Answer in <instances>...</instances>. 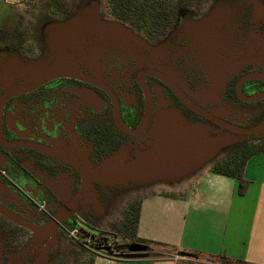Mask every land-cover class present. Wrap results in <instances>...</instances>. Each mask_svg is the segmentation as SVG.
<instances>
[{"label": "flooded vegetation", "instance_id": "obj_1", "mask_svg": "<svg viewBox=\"0 0 264 264\" xmlns=\"http://www.w3.org/2000/svg\"><path fill=\"white\" fill-rule=\"evenodd\" d=\"M91 2L141 42L94 56L83 46L74 75L0 87V264H74L121 227L120 202L187 181L221 146L227 158L264 149V0H219L214 11L210 0H170L161 32L117 18L102 0H72L59 21ZM42 21L38 52L49 58ZM6 47L2 62L35 56Z\"/></svg>", "mask_w": 264, "mask_h": 264}, {"label": "crops", "instance_id": "obj_2", "mask_svg": "<svg viewBox=\"0 0 264 264\" xmlns=\"http://www.w3.org/2000/svg\"><path fill=\"white\" fill-rule=\"evenodd\" d=\"M18 0H0V18L19 9ZM250 181L244 195L233 178L210 170L194 177L185 190L157 191L142 199L137 238L149 246V257L117 259L95 255L93 264H219L208 256L264 264V151L247 162ZM161 246L169 251L160 252ZM197 252L200 259L181 255Z\"/></svg>", "mask_w": 264, "mask_h": 264}, {"label": "water", "instance_id": "obj_3", "mask_svg": "<svg viewBox=\"0 0 264 264\" xmlns=\"http://www.w3.org/2000/svg\"><path fill=\"white\" fill-rule=\"evenodd\" d=\"M53 27V33L47 41L54 51L51 57L39 55L23 61L18 55H14L5 62L0 57V87L11 88L16 81H22L24 86L18 91H26L51 79L74 75L79 69L76 49L83 46L92 49L94 56L104 47H123L135 40L141 42V38L124 24L102 20L99 16V4L93 2L78 7L75 15L67 21H53ZM202 34L198 38L200 41L203 40ZM90 172L94 174V178L105 177L101 169ZM147 250V245H132L122 259L148 258Z\"/></svg>", "mask_w": 264, "mask_h": 264}, {"label": "trees", "instance_id": "obj_4", "mask_svg": "<svg viewBox=\"0 0 264 264\" xmlns=\"http://www.w3.org/2000/svg\"><path fill=\"white\" fill-rule=\"evenodd\" d=\"M108 4L109 8L113 10L114 15L117 18L140 26H145L148 31L161 32L169 24V17L173 15L172 11L167 9L172 6L170 0H109ZM47 7L50 10H53V13H57L65 7V0H47ZM263 151L264 149H259L250 152L237 153L236 155L217 163L212 168V172L238 181L239 194L244 195L250 184V181L245 178L247 162L254 154ZM141 203L142 201L131 203L126 211L123 224L115 230L114 236L117 237L120 235L121 237L119 238L124 240L130 239L131 242H144L137 238ZM129 246V243L125 245V249L129 248ZM117 248L123 251L119 246ZM179 253L185 257L196 260L202 257L201 254L197 252L184 250ZM90 257L91 259L88 264H93L95 254L90 253ZM207 260L219 264H255L244 260L232 259L225 254L208 256Z\"/></svg>", "mask_w": 264, "mask_h": 264}, {"label": "rangeland", "instance_id": "obj_5", "mask_svg": "<svg viewBox=\"0 0 264 264\" xmlns=\"http://www.w3.org/2000/svg\"><path fill=\"white\" fill-rule=\"evenodd\" d=\"M72 0H65V7H70V2ZM103 6L106 9L108 6L109 0H102ZM20 4L19 9L15 7V12L12 10H7L3 13V15L0 18V57H3L5 55V52L8 50L9 47L6 46H13L14 48H20L22 46H25L21 48L22 52H27V47H32V51L35 56H39V47L37 46V40L39 37L37 36L36 32V25L38 22V18H43L42 22H39V27H45V29L42 30V36H45L49 38L53 33V26L52 23H49L51 20H58L61 17L59 13H53V10H50L47 7V0H18V3H15V5ZM250 5V3L248 4ZM210 10H215L218 8L219 0H210ZM45 19V20H44ZM39 29V28H38ZM48 41V40H47ZM2 53V54H1ZM3 55V56H2ZM224 147L221 146L220 149H218L217 152H215L216 156H219V158H216V156H212V158H209L206 163L201 165V170L199 169L196 172H200L198 174L205 173L206 171L210 170L212 171V168L214 166L215 162L223 161L227 158V156H223ZM213 159V160H212ZM217 159V160H216ZM197 173H194L193 175L189 176V179L186 180H180L182 179L180 177V183L173 186L172 188H167V190H173L176 191L179 188H182L185 190L186 186L188 185V182L192 180L194 177L198 176ZM172 185L173 182L171 183ZM182 185V186H181ZM166 191V190H164ZM134 193V192H132ZM144 192H141L139 195H132V200L140 199L146 196H149L150 194H153L152 191H147L143 195ZM130 202H120L121 209L119 210V214L125 213L123 211L127 210L128 205ZM120 214V215H121ZM122 217V216H121ZM113 221L115 222L114 218ZM110 225L107 224V227ZM101 230L105 231V228H100ZM120 235L116 237L118 240V245L120 248L123 249V251H126L128 253V249H125V245L131 242L130 239L124 240ZM155 250L166 252L169 251L168 248L157 246L154 247ZM92 253V252H91ZM90 251L88 252L87 249L84 251H81L79 255L77 256L76 262L74 261V264H88L90 262Z\"/></svg>", "mask_w": 264, "mask_h": 264}, {"label": "built area", "instance_id": "obj_6", "mask_svg": "<svg viewBox=\"0 0 264 264\" xmlns=\"http://www.w3.org/2000/svg\"><path fill=\"white\" fill-rule=\"evenodd\" d=\"M38 208L40 210L44 209L43 204H38ZM67 234L70 239L77 241V230L76 229H69L67 230ZM96 244L92 247H89V251L94 253L97 256L107 257V258H117L121 259L123 255L127 254V252H124L117 247L118 240L115 236L108 237L106 239H97Z\"/></svg>", "mask_w": 264, "mask_h": 264}, {"label": "bare ground", "instance_id": "obj_7", "mask_svg": "<svg viewBox=\"0 0 264 264\" xmlns=\"http://www.w3.org/2000/svg\"><path fill=\"white\" fill-rule=\"evenodd\" d=\"M112 174V173H111ZM108 177H106L105 179H107ZM108 182V181H107ZM107 182H105V183H107ZM112 183V182H111Z\"/></svg>", "mask_w": 264, "mask_h": 264}]
</instances>
